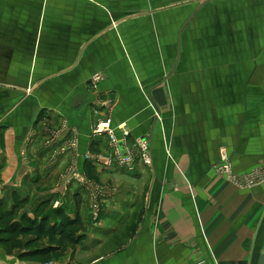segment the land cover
Instances as JSON below:
<instances>
[{"label": "crops", "instance_id": "obj_1", "mask_svg": "<svg viewBox=\"0 0 264 264\" xmlns=\"http://www.w3.org/2000/svg\"><path fill=\"white\" fill-rule=\"evenodd\" d=\"M108 119L133 151L150 141L152 164L90 161L97 181L65 204L86 239L55 264H259L264 184L239 188L215 167L223 152L238 174L264 167V0H0L7 209L17 192L32 210L60 177L86 178L88 153L113 154L95 134ZM25 250L0 246V264H28Z\"/></svg>", "mask_w": 264, "mask_h": 264}, {"label": "trees", "instance_id": "obj_2", "mask_svg": "<svg viewBox=\"0 0 264 264\" xmlns=\"http://www.w3.org/2000/svg\"><path fill=\"white\" fill-rule=\"evenodd\" d=\"M85 171L90 181H97L92 162H86ZM13 199L11 210L7 209L5 200H0V246L8 255L25 248L18 257L19 261L49 264L65 256L69 248H76L85 241L86 225L79 214L70 217L63 207L54 210L50 215L47 213L52 198L40 201L30 211H26L30 199L22 198L17 192ZM80 205L78 202V207ZM24 236H33L34 240L23 246L20 238ZM45 240L49 241L48 246H36Z\"/></svg>", "mask_w": 264, "mask_h": 264}, {"label": "built area", "instance_id": "obj_3", "mask_svg": "<svg viewBox=\"0 0 264 264\" xmlns=\"http://www.w3.org/2000/svg\"><path fill=\"white\" fill-rule=\"evenodd\" d=\"M100 81L101 77L99 75L94 77V83L97 84ZM119 129L122 132V138L117 137L116 128L113 127L111 119L100 123L95 130V134H105L108 136L110 143L113 146V154L104 155L88 153L85 158L97 165L104 164L107 167L118 166L129 171H134L136 169L135 167L138 159H140L145 165L150 166L152 164L150 141L147 138L136 139L135 146L137 151L135 152L127 146L130 132L125 129V125H121ZM216 172L242 189H250L264 184V167L257 168L249 173L238 174L234 171L232 162L225 152L222 153L221 161L219 165L216 166ZM72 178L82 184L86 183L84 177L78 172H75ZM60 205L61 204L57 203L55 208H58ZM95 208L97 210L99 207L95 206ZM50 264L55 263L51 262Z\"/></svg>", "mask_w": 264, "mask_h": 264}, {"label": "rangeland", "instance_id": "obj_4", "mask_svg": "<svg viewBox=\"0 0 264 264\" xmlns=\"http://www.w3.org/2000/svg\"><path fill=\"white\" fill-rule=\"evenodd\" d=\"M215 170H216V167H215ZM75 172H73V173L72 172L67 173L65 176L62 175L63 178L60 177L58 179V181L63 182L62 185H64V187L62 188V191L60 193L58 192L57 194H55V198L52 199V202H51L52 204H51L50 207L53 210H57V209L62 208V207H63L62 209H65V204L67 205V202L70 201V200H72L73 196L75 195L74 194V189L77 188V186L80 187V188H82L81 187L82 184L79 181H75L72 178V176L75 174ZM84 179H86L89 182V179L87 177L84 178ZM56 184H57V182H56ZM78 184H80L81 186H79ZM83 189L85 190V188H83ZM1 193H2V189L0 188V196H1ZM98 200L99 199L96 198V200L92 204V208H93L94 215H95L94 217H96V218L99 217V214H100L101 209H102V207H101V205H100V203H99ZM57 203L58 204H61V205L58 208H55V205ZM95 206H98L99 208L96 210ZM53 210H52V212H53ZM96 214H97V216H96ZM43 245H44L43 242H41V243L37 244L36 246L37 247H41Z\"/></svg>", "mask_w": 264, "mask_h": 264}, {"label": "water", "instance_id": "obj_5", "mask_svg": "<svg viewBox=\"0 0 264 264\" xmlns=\"http://www.w3.org/2000/svg\"><path fill=\"white\" fill-rule=\"evenodd\" d=\"M125 156H126V154H125ZM259 264H264V252H263V254L259 260Z\"/></svg>", "mask_w": 264, "mask_h": 264}]
</instances>
